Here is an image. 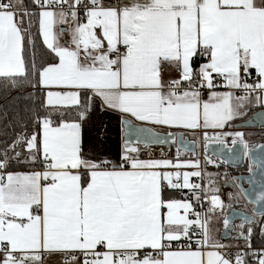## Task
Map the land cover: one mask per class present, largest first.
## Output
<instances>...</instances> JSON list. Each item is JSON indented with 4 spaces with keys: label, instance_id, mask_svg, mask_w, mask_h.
Segmentation results:
<instances>
[{
    "label": "snow or ice",
    "instance_id": "obj_1",
    "mask_svg": "<svg viewBox=\"0 0 264 264\" xmlns=\"http://www.w3.org/2000/svg\"><path fill=\"white\" fill-rule=\"evenodd\" d=\"M0 90L24 101L0 140V264H264V210L225 213L195 151L202 137L236 163L239 145L264 176V144L228 131L264 118L234 124L264 108V0H0ZM97 113L118 121L115 158Z\"/></svg>",
    "mask_w": 264,
    "mask_h": 264
},
{
    "label": "water",
    "instance_id": "obj_2",
    "mask_svg": "<svg viewBox=\"0 0 264 264\" xmlns=\"http://www.w3.org/2000/svg\"><path fill=\"white\" fill-rule=\"evenodd\" d=\"M257 113H264V108L256 110L249 118H247L244 121L235 123V124L236 125L246 124V122L248 120H250L251 118H253L255 116V114H257ZM234 129H264V118L258 119L251 126L235 127ZM185 139L188 140V141H192L186 136H185ZM153 147L154 148H160V146H155V145ZM173 147L176 148V146H173ZM165 149H168V148L165 146ZM195 151H196V146H195ZM235 153L239 154L238 161L236 163H233V162L230 161L228 164H225V165H227V166H229L231 168L237 169V168L242 167L245 164L248 167H249L250 164H252L251 160H249V159H247V158H245L243 156V153H242L239 145L235 146ZM187 154L191 155L190 153H187ZM206 154L208 156L212 157V158H215L216 160L221 161V162L223 160H225V159H229V157L232 155V154H229L226 149L223 150V152H221V147L217 143H209L208 150H207ZM257 154H259V149L258 148H257V150L255 152L252 153V155H253V157H255ZM233 177L242 178V186H243V188L248 189V197H249V199H251L253 201L255 200V197L259 193V191L264 190V189H262V184H261V182L264 181V176L261 175L260 169H258L255 165H253V171L251 173L248 170L246 173L233 174L232 178ZM232 178H231V180L226 182V186L230 187L235 192V191H238V190L230 186ZM253 178L255 180V183L250 184L249 181L252 180ZM242 199L249 207H251V209L249 211L248 210H243L241 208H238V207L234 206L227 213L228 214H232L234 212L235 213H246L248 216L251 217V216H253L254 207L255 208H259L261 210H264V205H256L254 203H249L248 199H244V198H242ZM237 204L239 205L240 203L238 202ZM255 217H259V215L258 214L255 215L254 219H255ZM237 223L238 224L241 223V218H240L239 215H233L232 216V224L234 225V224H237ZM224 232H225V229L223 228L222 231L220 232V235H219V237H220L222 242H226V241H228L230 239L228 237H224V235H223ZM230 235H231V232H229V237H230Z\"/></svg>",
    "mask_w": 264,
    "mask_h": 264
},
{
    "label": "crops",
    "instance_id": "obj_3",
    "mask_svg": "<svg viewBox=\"0 0 264 264\" xmlns=\"http://www.w3.org/2000/svg\"><path fill=\"white\" fill-rule=\"evenodd\" d=\"M169 73L168 71H165V76H167ZM173 76L176 74L173 72L171 73ZM261 109V107H253L248 111L247 116H245L243 119H238L234 121L235 123L241 122L249 118L256 110ZM241 129H234L230 128L228 131H240ZM242 132V131H240ZM99 134V135H97ZM92 135L95 137V142L97 146V150L101 155L110 156L112 158H115L116 153L118 151V146L120 142V126L118 124V121L115 119V115L113 113H97L96 117V128L93 130ZM186 137H188L190 140L193 139V137L190 134H185ZM231 143V138L228 139ZM215 143V142H210ZM198 146H204V141L202 137L199 139ZM157 151L161 150V148H155ZM176 149V148H175ZM165 153L168 155L169 158H174L176 151L172 155L168 154V150L164 148ZM160 155V154H159ZM159 155L156 156V158H159ZM145 158H148L145 154ZM183 158L187 159L190 158L187 156V154H184ZM210 158V156H209ZM238 203V202H237ZM256 218V217H255ZM236 225V224H235ZM234 225V226H235ZM238 226V225H236ZM219 228V233L217 234L218 239H220L219 235L222 231L223 222L221 220L220 224L217 225ZM236 235L235 231H231L230 237H233ZM221 240V239H220ZM230 241L222 242L225 244H236V241L232 242V239H229ZM243 245V242L241 243V246Z\"/></svg>",
    "mask_w": 264,
    "mask_h": 264
},
{
    "label": "trees",
    "instance_id": "obj_4",
    "mask_svg": "<svg viewBox=\"0 0 264 264\" xmlns=\"http://www.w3.org/2000/svg\"><path fill=\"white\" fill-rule=\"evenodd\" d=\"M9 100H10V98L8 97V95L6 93H4L2 90H0V140H3L5 138V136L10 137L12 135L13 130H14V126H15V120L17 118L16 113L19 112L21 115H23L24 101L20 100L19 102H17V101L9 102ZM5 113H6V115H5ZM240 131H242L245 134L244 137L246 136L247 132L253 133L254 135L251 138L257 140V142H255L256 144L260 145V144L264 143L263 140L262 141L260 140L261 136H259L261 133L264 134V129H241ZM263 139H264V137H263ZM256 144L252 145V146H257ZM171 151H176L175 147H173ZM210 158L216 161L215 158H212V157H210ZM219 165H220V163H219ZM218 168L222 171L227 172V174H228L227 178L228 179H231L233 174L246 173L249 170V167L246 164L240 168H237V169L231 168V167L224 165V164H223V166L220 165ZM244 204H246V203H244ZM235 206L245 210L243 208V204H241V203L238 205L236 202ZM255 219L260 220V216L256 217ZM240 243H242V241ZM253 246L256 248L261 247V241H260L258 229H257V235H256L255 239L253 240Z\"/></svg>",
    "mask_w": 264,
    "mask_h": 264
},
{
    "label": "built area",
    "instance_id": "obj_5",
    "mask_svg": "<svg viewBox=\"0 0 264 264\" xmlns=\"http://www.w3.org/2000/svg\"><path fill=\"white\" fill-rule=\"evenodd\" d=\"M228 144H229V146L231 145V143H230L229 140H228ZM156 151H157V149H155L153 147L152 148V153H153V156L154 157H156V156L159 155V153L156 152ZM196 153H197V155L199 156V158L201 160V166L202 167H205L206 166L208 172H211V173H219L220 174L219 177H217V181H218V184H219L220 189H221V192H220L221 198L224 200V202H225L226 205L229 204V203H231L232 204V207H234L235 206V203H236V200L229 201V196H228V194L230 192H234V191L230 187L226 186V182H228L229 180H228V178H226L224 176L225 171L220 170L218 167L215 166V164L205 165V163H204V157H205L206 153H205V147L204 146H198V145H196ZM187 156L190 157V158H193V157H191V155H188L187 154ZM230 209L231 208H225L224 209L225 213H227Z\"/></svg>",
    "mask_w": 264,
    "mask_h": 264
},
{
    "label": "rangeland",
    "instance_id": "obj_6",
    "mask_svg": "<svg viewBox=\"0 0 264 264\" xmlns=\"http://www.w3.org/2000/svg\"><path fill=\"white\" fill-rule=\"evenodd\" d=\"M254 134L253 133H248L247 132V134H246V136L244 137V139L248 142V144L250 145V146H252V145H255L256 143L255 142H257V140H255V139H252L251 137L253 136ZM259 136H261V138H260V140L262 141H264V139H263V137H264V134L263 133H261ZM250 139V140H249ZM256 145H259V144H256ZM174 151H171V152H169L168 151V154L169 155H172V153H173ZM217 161V163H220V165L221 166H223V164L224 163H222L221 161H219V160H216ZM225 165V164H224ZM228 180H231V179H228ZM236 202H239V203H242L243 204V208L245 209V210H250L251 209V207H249L248 205H246V204H244L245 202L243 201V199L241 198L239 201H237L236 200ZM244 202V203H243ZM236 225H239L238 223L236 224ZM235 225V226H236ZM228 241H230V240H228ZM232 242H234V240H232Z\"/></svg>",
    "mask_w": 264,
    "mask_h": 264
},
{
    "label": "bare ground",
    "instance_id": "obj_7",
    "mask_svg": "<svg viewBox=\"0 0 264 264\" xmlns=\"http://www.w3.org/2000/svg\"><path fill=\"white\" fill-rule=\"evenodd\" d=\"M160 151H161V150H159V151H156V152H158V153L160 154Z\"/></svg>",
    "mask_w": 264,
    "mask_h": 264
},
{
    "label": "flooded vegetation",
    "instance_id": "obj_8",
    "mask_svg": "<svg viewBox=\"0 0 264 264\" xmlns=\"http://www.w3.org/2000/svg\"><path fill=\"white\" fill-rule=\"evenodd\" d=\"M236 192V191H235Z\"/></svg>",
    "mask_w": 264,
    "mask_h": 264
}]
</instances>
